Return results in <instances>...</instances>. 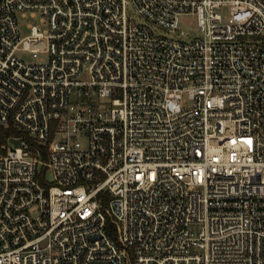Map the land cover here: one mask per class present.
Returning a JSON list of instances; mask_svg holds the SVG:
<instances>
[{
	"label": "built area",
	"instance_id": "2783aa9c",
	"mask_svg": "<svg viewBox=\"0 0 264 264\" xmlns=\"http://www.w3.org/2000/svg\"><path fill=\"white\" fill-rule=\"evenodd\" d=\"M0 124V264H264V0H0Z\"/></svg>",
	"mask_w": 264,
	"mask_h": 264
},
{
	"label": "rangeland",
	"instance_id": "374dc122",
	"mask_svg": "<svg viewBox=\"0 0 264 264\" xmlns=\"http://www.w3.org/2000/svg\"><path fill=\"white\" fill-rule=\"evenodd\" d=\"M128 14L133 16L138 21L143 20V18L137 13V11L135 10V8L132 5H130L128 8ZM26 23H27V21L22 22L24 33L29 32L28 28L26 27ZM180 28L186 34L185 37L187 40L192 39L196 35L199 34L196 19L194 16H182L181 22H180ZM156 30H157V32L162 33V34H171L168 31L163 30V29H156ZM22 54L25 55L26 59H31V56L28 53H22ZM48 178H51L50 173L48 175Z\"/></svg>",
	"mask_w": 264,
	"mask_h": 264
},
{
	"label": "trees",
	"instance_id": "16d2710c",
	"mask_svg": "<svg viewBox=\"0 0 264 264\" xmlns=\"http://www.w3.org/2000/svg\"><path fill=\"white\" fill-rule=\"evenodd\" d=\"M0 133L2 135L1 136L2 140H5L10 135H15L18 132L12 127H5L2 124H0Z\"/></svg>",
	"mask_w": 264,
	"mask_h": 264
},
{
	"label": "water",
	"instance_id": "95a60500",
	"mask_svg": "<svg viewBox=\"0 0 264 264\" xmlns=\"http://www.w3.org/2000/svg\"><path fill=\"white\" fill-rule=\"evenodd\" d=\"M18 143V141H16Z\"/></svg>",
	"mask_w": 264,
	"mask_h": 264
}]
</instances>
